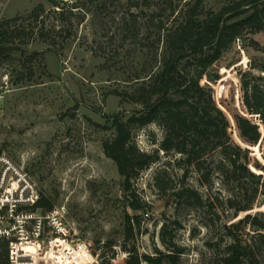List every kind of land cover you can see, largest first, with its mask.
Instances as JSON below:
<instances>
[{
	"label": "rangeland",
	"instance_id": "rangeland-1",
	"mask_svg": "<svg viewBox=\"0 0 264 264\" xmlns=\"http://www.w3.org/2000/svg\"><path fill=\"white\" fill-rule=\"evenodd\" d=\"M191 1L0 0V22L21 19L11 25L21 36L8 42L21 51H14L0 65V85H7L0 111V149L53 204L66 229L63 240L82 245L88 255L91 249L111 242L105 258L114 254L112 263L128 256L126 247L160 264H218L230 241L224 225L244 217L235 216L228 202L245 206L252 193L250 185L239 187L224 174L216 149L203 154L198 172L182 164L179 154L160 150L164 131L159 126L137 131L134 139L139 149L158 154V161L133 182V200L142 204V210L128 206L123 180L102 150V142L113 136L112 117L118 114L126 119L139 110L116 94H132L141 84L150 85L148 79L165 48L163 35L179 24L181 10ZM236 1L203 0L199 17ZM39 6L44 11L34 20L29 15ZM151 19L155 24L150 25ZM158 21L167 30L161 36L155 27ZM263 79L264 29L245 32L237 39L207 69L203 83L212 103L226 115L247 117L242 85H258L264 92ZM228 137L248 155L251 171L262 175L251 213H264V142L250 145L234 128ZM200 177L206 185L199 183ZM183 187L209 199L215 209L178 199L176 192ZM125 215L141 221L129 242L124 241ZM240 234L252 250L257 249V258L264 264V251L252 238V230L246 227ZM50 260L58 264L57 259ZM94 264H100L97 255Z\"/></svg>",
	"mask_w": 264,
	"mask_h": 264
},
{
	"label": "trees",
	"instance_id": "trees-1",
	"mask_svg": "<svg viewBox=\"0 0 264 264\" xmlns=\"http://www.w3.org/2000/svg\"><path fill=\"white\" fill-rule=\"evenodd\" d=\"M202 3L203 0L189 2L181 10L179 24L163 35L165 48L159 66L148 79L150 85L143 83L132 94H116L122 101L138 105L139 110L126 119L118 114L112 117L110 128L113 136L102 142V150L105 157L116 165L123 180L124 198L132 210H142V204L133 200L136 197L133 182L142 171L158 161L157 152L147 153L139 149L134 139L137 131L151 124L159 126L164 131V138L159 144L160 150L179 154L182 164L193 166L198 172L202 168L200 160L203 154L210 149L219 151L224 174L238 182L239 187L243 186L242 183L250 185L252 193L243 207H235V201L228 202L229 208L235 211V216L244 214V217L237 223L224 225L225 237L230 241L220 254L218 264H261L257 258V249L252 250L251 245L242 238L240 229L248 227L252 230V238L264 251V213H251L262 175L251 171L250 158L232 144L228 135L229 130L234 128L239 138L250 145L264 142V129L259 127V124L264 123V92L258 85L249 87L247 82L243 83V102L248 115L231 117L212 103L203 79L207 69L220 60L223 52L245 32L256 34L263 31L264 1L238 0L219 12H209L201 18L198 10ZM169 8L172 12L177 10L172 3ZM43 11L44 8L39 6L29 16L37 20ZM18 20L21 19L0 22V65L14 51H21L20 48L8 45V42L21 36L16 29H11V25ZM149 23L155 24L153 19ZM155 27L159 36L166 30L162 21H158ZM199 183L203 186L207 182L200 177ZM157 186L160 190H165L159 183ZM244 190L247 195V187ZM176 196L197 208L215 209L209 199L203 198L192 189L183 187L176 192ZM37 207L45 212L53 210V204L42 196ZM140 226L139 217L125 215L124 241L133 240L134 230L139 231ZM165 234L162 230V240ZM112 247L113 244L108 242L91 249L88 255L82 245L72 246L56 238L51 242L46 257L57 259L58 264H69L68 259L70 264H94L96 255L100 264H160L159 260L140 255L135 249L126 247L123 250L128 256L122 261L112 263L114 254L109 260L105 258L106 249L111 250ZM32 249L31 245L23 247L27 255L31 254ZM167 256L170 258L172 255ZM0 264H8L6 243L0 245Z\"/></svg>",
	"mask_w": 264,
	"mask_h": 264
},
{
	"label": "built area",
	"instance_id": "built-area-1",
	"mask_svg": "<svg viewBox=\"0 0 264 264\" xmlns=\"http://www.w3.org/2000/svg\"><path fill=\"white\" fill-rule=\"evenodd\" d=\"M7 85H0V111ZM264 129V125H260ZM41 195L29 175L0 149V245H8V264H53L46 252L53 239L66 236L57 211L37 205ZM67 241V240H63ZM31 245L27 255L23 247Z\"/></svg>",
	"mask_w": 264,
	"mask_h": 264
}]
</instances>
